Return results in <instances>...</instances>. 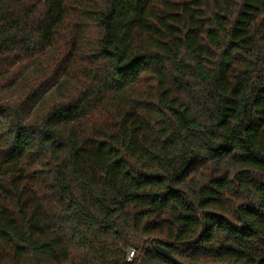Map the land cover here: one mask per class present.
I'll use <instances>...</instances> for the list:
<instances>
[{"label":"trees","instance_id":"trees-1","mask_svg":"<svg viewBox=\"0 0 264 264\" xmlns=\"http://www.w3.org/2000/svg\"><path fill=\"white\" fill-rule=\"evenodd\" d=\"M50 53L0 100V264H264V0H0V75Z\"/></svg>","mask_w":264,"mask_h":264},{"label":"rangeland","instance_id":"rangeland-1","mask_svg":"<svg viewBox=\"0 0 264 264\" xmlns=\"http://www.w3.org/2000/svg\"><path fill=\"white\" fill-rule=\"evenodd\" d=\"M52 57V53L44 56L41 61L27 67L16 78L9 79L6 75H0V100L18 103L24 99L32 84L46 74L47 68L52 62ZM78 86V81L62 78L33 102L28 111V118L39 119L54 103L65 99Z\"/></svg>","mask_w":264,"mask_h":264},{"label":"water","instance_id":"water-1","mask_svg":"<svg viewBox=\"0 0 264 264\" xmlns=\"http://www.w3.org/2000/svg\"><path fill=\"white\" fill-rule=\"evenodd\" d=\"M153 249L157 254H159L160 256H162L163 258H165L166 260L170 261L173 264H184L179 260H177L174 256H172V254L167 249L161 246L155 245Z\"/></svg>","mask_w":264,"mask_h":264},{"label":"built area","instance_id":"built-area-1","mask_svg":"<svg viewBox=\"0 0 264 264\" xmlns=\"http://www.w3.org/2000/svg\"><path fill=\"white\" fill-rule=\"evenodd\" d=\"M134 259H135V251L130 250L127 254V260H128V262H133Z\"/></svg>","mask_w":264,"mask_h":264}]
</instances>
